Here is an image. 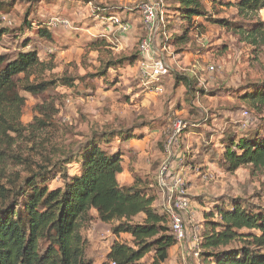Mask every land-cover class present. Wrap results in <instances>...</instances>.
Instances as JSON below:
<instances>
[{
	"label": "rangeland",
	"instance_id": "rangeland-1",
	"mask_svg": "<svg viewBox=\"0 0 264 264\" xmlns=\"http://www.w3.org/2000/svg\"><path fill=\"white\" fill-rule=\"evenodd\" d=\"M146 1L149 0H0L2 26L12 30L0 40V53L14 56L21 50H38L44 64L30 80L38 77L54 81L39 94L18 89L26 99L20 121L34 124L36 137L34 141L18 143L23 150L18 152L22 158L9 166V180L15 179L20 184L27 167L37 166L44 151L63 147L71 152H55L47 177L51 189L62 186L64 168L71 175L78 173V146L88 134L109 131L111 148L116 149L120 146L116 132L126 130L131 131L129 134L143 135L142 139L132 141L135 152L131 154L138 155L134 165L137 173L134 172L151 183L149 187L157 198L160 165L167 160L163 152H173L170 156L173 169L183 172L188 182L191 212L184 219L190 233L194 230L201 233L204 215L217 212L221 197L239 198L264 209V168L246 165L229 171L224 158L223 139L236 133L233 136L239 140L258 122L259 116L241 96L256 90L255 85L264 81V47L240 42L231 31L214 22L221 18L242 22L236 7L229 4L231 1L201 0L204 15L193 17L194 23L188 25L176 15L171 34L176 32L174 37L178 35L185 42L175 47L159 33L157 26L154 28L158 34L155 33L153 53L164 67L162 94L150 92L143 84L138 61L124 63L118 70L111 68L105 77L95 76L103 66L102 60L110 56L139 58L140 42L147 36L140 5ZM165 3L173 10L177 2L165 0ZM112 15L129 27L119 28L108 19ZM257 16L264 21V9ZM39 26L46 27L52 38L40 36ZM103 37L110 45L101 54L88 48L90 39ZM26 41L28 44L24 45ZM212 65L214 70L209 69ZM187 76L190 79L193 76L194 94L185 93ZM63 78L74 79V85H65ZM38 106L44 107L43 114ZM244 110L252 112L251 123L245 127ZM7 111L9 117L17 112L10 107ZM176 119L188 126L171 140ZM41 120L46 123L44 127L39 125ZM129 144L121 146L129 149ZM125 156L127 159L131 155ZM69 157L72 161L65 165L64 160ZM130 179L126 171L121 182L128 184ZM224 200L225 206L230 207L231 202ZM158 203H163V199ZM97 222L84 230L90 239L92 264H111L107 262V253L114 235L110 226ZM127 238L126 233L119 236L120 240ZM147 259L149 262L150 258Z\"/></svg>",
	"mask_w": 264,
	"mask_h": 264
},
{
	"label": "trees",
	"instance_id": "trees-1",
	"mask_svg": "<svg viewBox=\"0 0 264 264\" xmlns=\"http://www.w3.org/2000/svg\"><path fill=\"white\" fill-rule=\"evenodd\" d=\"M229 1L236 7L242 22L227 18L214 22L231 31L240 42L264 47V21L257 16L264 9V0ZM176 2L174 11L166 5L167 41H172L174 47L185 42L178 35L174 37L176 32L171 34L176 15L188 25L194 23L193 17L205 13L201 0ZM39 27L40 36L52 38L46 27ZM11 31L2 26L0 19V40ZM182 37L187 39V36ZM108 45L103 37L91 40L88 48L101 54ZM139 59L140 51L139 58L136 55L118 59L110 56L102 60L103 66L95 76L105 77L109 69L118 70L124 63L134 64ZM43 64L36 49L21 50L14 56L0 53V264H92L90 239L84 230L95 221L111 225V232L117 237L109 248L107 262L164 264L177 240L168 213L155 204L157 194L149 187L151 183L134 172L138 155L131 154L135 152L132 141L142 139L143 135L118 131L115 135L120 137V146L113 149L109 131L88 134L78 146L76 160H80V169L71 175L64 168L61 172L62 186L51 189L47 177L55 152H71L63 150V147L44 151L37 166L27 167L20 184L15 179L9 180V166L21 162L22 158L18 152L23 150L18 143L25 144L36 137L34 124L20 121L26 99L20 96L18 89L39 94L53 85L52 80L38 77L30 80ZM192 77L184 81L186 95L194 94ZM62 81L67 86L74 85V79L63 78ZM259 83L261 85H255L256 90L241 96L259 116L258 122L253 123L239 140L233 133L222 141L226 145L224 158L229 171L246 165L264 168V81ZM8 107L17 110L14 117H9ZM38 109L40 114L45 112L43 106H38ZM39 125L44 127L46 123L41 120ZM126 143H130L131 148L123 149L121 144ZM126 154L131 158L126 159ZM71 161L69 157L64 164ZM125 161L135 177L129 186L121 185L118 179L124 171ZM225 198L231 202L230 207L225 206ZM241 200L221 197L217 212L204 215L200 226V264H264V209ZM138 216L142 219H136ZM122 233L130 234V239L120 240Z\"/></svg>",
	"mask_w": 264,
	"mask_h": 264
},
{
	"label": "built area",
	"instance_id": "built-area-1",
	"mask_svg": "<svg viewBox=\"0 0 264 264\" xmlns=\"http://www.w3.org/2000/svg\"><path fill=\"white\" fill-rule=\"evenodd\" d=\"M143 12L144 30H146L147 36L140 42L139 51L140 59L139 74L141 81L148 88L150 92L154 94H162L164 92V86L162 85V73H163V61L159 58L156 59L153 53L155 33L154 28L157 26L159 33L162 34L166 40H168V31L166 29V4L165 0H153L143 2L141 5ZM111 19L114 24L119 28L126 30L129 26L127 22H124L117 15H112L108 18ZM210 70H214L215 66H210ZM251 114L247 110L243 111V126L251 123ZM188 126V123L176 119L174 122V131L171 136V140L179 137L182 131ZM172 133V132H170ZM168 153V154H167ZM173 153V152H172ZM171 152H166L167 160L164 161L159 169L158 186L162 191L164 200V211L168 213L170 218V226L172 232L175 234L177 243H183L188 241L191 245L189 252L184 254L182 264H198L199 256L201 252L200 246V232L194 230L190 233L185 223L184 215L191 212V203L188 196V182L186 181L183 172L173 169L171 159ZM188 169V168H187ZM190 170L193 169V165H190ZM186 171V170H185ZM187 172V171H186ZM185 173V172H184ZM111 264H115L112 262Z\"/></svg>",
	"mask_w": 264,
	"mask_h": 264
},
{
	"label": "crops",
	"instance_id": "crops-1",
	"mask_svg": "<svg viewBox=\"0 0 264 264\" xmlns=\"http://www.w3.org/2000/svg\"><path fill=\"white\" fill-rule=\"evenodd\" d=\"M90 40H94V39H90ZM163 156H167L166 155V152H163ZM183 157H185V155H184V153H183ZM183 161V160H182ZM164 162V161H163ZM162 162V163H163ZM161 163V164H162ZM126 165V166H125ZM161 166V165H160ZM135 167V166H134ZM179 168V167H178ZM135 170V169H134ZM137 170V169H136ZM136 170H135V172H136ZM128 172V174L130 175V177L132 178V179H130L129 181H131V182H129L128 184H122V175L125 173V172ZM137 173V172H136ZM118 179H119V182H120V184L121 185H125V186H129V185H132L133 183H134V181H135V177H134V175H133V173L129 170V165H128V162L127 161H125L124 162V171L122 172V173H120L119 175H118ZM142 180H144V181H147V180H145V179H143L142 178ZM158 193H159V197H160V195H161V198H156V200H155V204L157 205V206H162L163 208H164V200H163V203H158L161 199H163V194H162V191H161V189H160V191L158 190ZM157 199L159 200L158 202H157ZM136 219H142V216H138V218H136ZM96 222V221H95ZM94 222V223H95ZM97 223H99V224H103V223H100V221H98ZM104 225H107L108 227L110 226L111 227V225H109V224H104ZM126 235L129 237V238H127L128 240L130 239V234H128V233H126ZM117 237L114 235V238H113V241H114V239H116ZM190 247H191V245H190V243L188 242V241H184L183 243H176L171 249H170V253H169V258L166 260V262L164 263V264H182L183 262H182V259H183V256H184V254H186L187 252H189V249H190ZM190 263H192L193 264V262H191V260L189 261ZM95 264V263H94ZM198 264H200V262H198Z\"/></svg>",
	"mask_w": 264,
	"mask_h": 264
}]
</instances>
